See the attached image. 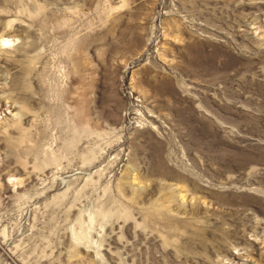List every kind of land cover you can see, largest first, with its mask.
I'll list each match as a JSON object with an SVG mask.
<instances>
[{"label":"rangeland","instance_id":"1","mask_svg":"<svg viewBox=\"0 0 264 264\" xmlns=\"http://www.w3.org/2000/svg\"><path fill=\"white\" fill-rule=\"evenodd\" d=\"M0 264H264V0H0Z\"/></svg>","mask_w":264,"mask_h":264},{"label":"bare ground","instance_id":"2","mask_svg":"<svg viewBox=\"0 0 264 264\" xmlns=\"http://www.w3.org/2000/svg\"><path fill=\"white\" fill-rule=\"evenodd\" d=\"M3 38H4V37H3ZM5 39H6V38H5ZM2 40H3V39H2ZM7 41H8V40H3L2 43H3V44H6Z\"/></svg>","mask_w":264,"mask_h":264}]
</instances>
